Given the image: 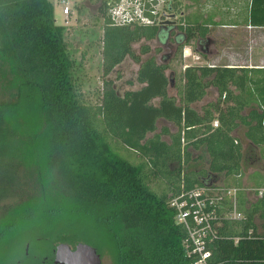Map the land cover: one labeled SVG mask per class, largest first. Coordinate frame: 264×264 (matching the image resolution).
I'll return each instance as SVG.
<instances>
[{"label": "trees", "instance_id": "obj_1", "mask_svg": "<svg viewBox=\"0 0 264 264\" xmlns=\"http://www.w3.org/2000/svg\"><path fill=\"white\" fill-rule=\"evenodd\" d=\"M262 10L264 0H253L252 25L264 26L256 15ZM54 11L51 0H0V50L13 60L20 76L17 100L0 101V160L11 154L14 131L9 117L19 124L20 119L34 120L36 113L46 116V130L32 134L34 143L41 140L46 162L39 167L36 160L44 196L33 206L16 204L10 217L1 220L0 246L29 221L30 229L18 239L84 242L100 252L107 245L117 264H185L188 232L176 222L170 199L184 189L219 183L221 175L229 186H242L246 153L237 131L245 125V137L264 145V68L190 65L174 95L166 73L170 64L154 56L142 59L151 50L148 41L159 35L163 42L169 30L115 25L101 7L104 75L130 56L140 63L136 80L143 86L120 93L113 80L105 79L102 104L91 105L78 94L65 26L57 23ZM200 28L207 30L200 24L181 26L187 36L183 44H189ZM140 41L137 53L133 44ZM210 88L217 91V98L198 107ZM215 119L218 126L213 125ZM165 121L177 129L165 125L159 130ZM115 144L139 154L140 161L132 162ZM202 148L208 168L190 169L193 151ZM162 180L171 193L152 187V181ZM47 189L56 195L49 196ZM249 201L242 192L239 209L248 217L244 227L226 222L220 233L246 232L256 209L245 207ZM214 259L225 264H264L257 262L264 260V240L220 239Z\"/></svg>", "mask_w": 264, "mask_h": 264}, {"label": "rangeland", "instance_id": "obj_2", "mask_svg": "<svg viewBox=\"0 0 264 264\" xmlns=\"http://www.w3.org/2000/svg\"><path fill=\"white\" fill-rule=\"evenodd\" d=\"M51 1L55 7L54 13L57 23L65 26L64 38L67 44L68 53L74 61L73 77L77 86L78 94H81L87 103L96 106L102 104L105 79L113 80L115 87L120 93H124L126 90H136L143 86L142 83L136 80L140 63L134 61L130 56H127L122 63L117 65L110 74L104 75V17L98 10L96 0ZM178 1L182 3L183 6L181 9H177V12H187L189 0ZM125 2H127V0L117 1V3H121V5H125ZM252 3L253 0H206V2H203V15H205V18L209 15L210 16L205 19V22L199 23L200 25H204L207 29L206 32L204 31L206 34L202 31V28H200L196 30V35L199 37L210 34L212 37H215L218 42L216 45V53H208L209 55L207 54V56H204L199 52L200 48L196 46L195 39L191 40L189 44L184 43L178 50L174 51V45H170L171 47L166 48L165 44L157 42L154 38L148 41L151 50L146 54H142V59L144 60L150 56H154L158 62H167L170 64V68L166 71L172 82L169 84L170 87L172 86L170 91L172 94L177 95L178 87L183 84V72L187 66L209 65L210 63L218 66L226 65L228 62L226 59L230 57L234 48H237L236 43H238V45L240 44L237 31L245 28V54L243 60L235 63L232 67L244 66V60H250L253 55L258 58L261 52L264 53V48L257 47V37L258 34H260L259 29L250 30L249 32L246 28V22L248 20L250 24L253 23L251 18ZM184 4H187V6H184ZM155 5V9L158 10L159 15L166 10V7L164 10L162 8L164 3L162 4L161 0H155ZM67 7L69 10L66 9ZM199 10H201V7ZM213 13L220 14L219 21L214 19L215 15L213 16ZM256 15L264 25V10ZM179 17V22L183 23L182 27L184 29L185 27H196L198 25H193L190 22L191 20L186 18V14H181ZM224 22L230 24V26L222 28L220 24H223ZM206 24H210L212 27L207 26ZM219 31H222L224 35L226 34V37H228L227 41L219 38ZM164 36L165 32L162 33V37ZM261 36L264 39V35L262 34ZM242 39L243 38L240 40ZM142 41L133 44L137 53H140ZM157 47L161 48V50L158 51ZM218 49H221L222 53L220 55H215L219 53ZM168 51H172L174 56L171 59H162L161 56ZM19 78L20 76L15 68L13 60L0 50V101L17 100ZM210 89L208 98H204V100L198 102V107L207 103L209 100L217 98V91L213 88ZM153 103L158 104V99H154ZM32 117H34V120L29 117L30 120L28 123H25L23 119H20V123L15 124L16 120L15 122H12L11 117H9L8 120L14 133L11 135L13 137H11V140L9 141V145L11 146L9 147V150L11 154L3 156L2 158L4 159L0 160V222L2 219L10 217V211L15 208L16 204L21 207L27 205L33 206L39 204V198L41 199L44 196L41 193L42 186L40 185L42 182L40 183L38 180V166H44L46 162L43 159V151L40 149L42 142L39 139L34 143L32 134H34V131L43 133V131L46 130V116L36 113L35 115H32ZM35 122L37 126H34ZM165 125L170 129H177L174 124L165 121L159 124V130ZM152 135L153 133H149V136ZM164 138L169 140L170 136L165 135ZM250 145L247 146L248 149L246 150V156L248 158L244 164L245 173L243 179L240 178L239 180L240 183L244 180L246 182V187L248 188L259 186L257 183L259 177L264 171V158L259 157L258 149H252V146ZM115 148L132 162L138 163L140 161V155L129 150L124 145L115 144ZM203 149L204 148L193 151V158L189 164H187L190 169L206 170L208 168V155L206 156ZM36 160H39L38 166L36 165ZM44 171H46L45 167ZM221 178L223 180L222 175ZM228 182L229 181L225 179V182H219L218 184L229 185ZM151 185L159 193H162L163 191L171 193L170 190H168V187H166L164 180L152 181ZM53 192L54 191L51 189H47L49 196H52V194L56 195ZM245 194L250 201H253L254 197L251 192L246 191ZM29 197H34V199L30 201ZM38 221L39 224L42 225L43 221L40 219ZM29 229L30 224L29 221H27L18 227L17 233L7 236V239H4L1 243L0 255L2 256V254H4L5 249L11 245L14 240H17V237L20 234L27 232ZM102 254L110 264H113L114 261L117 263L115 252H112V250L110 251L107 248V245H104Z\"/></svg>", "mask_w": 264, "mask_h": 264}, {"label": "built area", "instance_id": "obj_3", "mask_svg": "<svg viewBox=\"0 0 264 264\" xmlns=\"http://www.w3.org/2000/svg\"><path fill=\"white\" fill-rule=\"evenodd\" d=\"M155 0H127L125 5L111 0L110 14L115 25H149L158 10ZM162 4L167 0H161ZM159 4V3H158ZM157 4V5H158ZM69 10V8H66ZM214 126L219 121H214ZM249 191L257 205H246L253 210L252 225H249L243 235L233 236L222 234L220 230L226 222L237 224L241 229L248 220L245 212L239 208V196ZM170 205L174 208L175 220L187 229L188 235L184 240V247L188 257L185 264H225V261L214 259V248L220 239L233 240L238 243L243 237L264 240V186L248 188L246 186L219 185L218 183L195 186L184 189L171 197ZM257 262L264 263V260Z\"/></svg>", "mask_w": 264, "mask_h": 264}, {"label": "flooded vegetation", "instance_id": "obj_4", "mask_svg": "<svg viewBox=\"0 0 264 264\" xmlns=\"http://www.w3.org/2000/svg\"><path fill=\"white\" fill-rule=\"evenodd\" d=\"M86 1V0H85ZM96 0L98 4V10L101 12V7H105L107 10V15L110 16V8H111V0ZM119 1V0H117ZM121 1V0H120ZM178 2V6L174 4ZM126 3V2H125ZM152 3H155L153 1ZM178 0H167L166 3L162 6L163 10L166 9L159 15L156 14L153 20V24H149L151 26H158L159 32L164 30H169L167 38L163 39L162 42L159 38L160 36H156V41L159 43L165 44V47H171L170 45H174V51L178 50L183 42L187 39L185 31L180 29L183 23L179 22V15L181 16V11L179 10ZM102 14V12H101ZM112 20V18H111ZM114 24V23H113ZM125 26V25H123ZM148 26V25H147ZM186 28V27H185ZM196 36V37H195ZM193 39H195V44L200 48V51L204 56L208 53H212L217 50L216 45L218 42L214 37L210 34L202 35L197 37L195 35ZM159 48V47H157ZM209 55V54H208ZM174 56L172 51L166 52L162 59H171ZM77 243H70L66 241H53L47 238L44 239H36L33 240L29 236L25 237V239H17L12 242L6 249L4 254L0 257V264H108L102 252L97 249L98 254L100 255V261L98 262L94 257L86 256L83 252H80L78 249ZM113 262V260H112ZM110 264V263H109ZM113 264H117L114 261Z\"/></svg>", "mask_w": 264, "mask_h": 264}, {"label": "crops", "instance_id": "obj_5", "mask_svg": "<svg viewBox=\"0 0 264 264\" xmlns=\"http://www.w3.org/2000/svg\"><path fill=\"white\" fill-rule=\"evenodd\" d=\"M203 2H206V0H189L188 11L187 12L181 11V14L182 15L183 14L184 15L186 14V18L190 19L191 20L190 22L193 25H197L199 23L205 22V19L209 18V16H210L208 14L209 16H207L205 18V15H203V12H204V10H203L204 9ZM179 4H180L179 5V9H181V7L183 6V4L182 3H179ZM184 6H187V4H184ZM200 7H201V10H199ZM196 16H198V17H196ZM213 16L215 17L214 19H217L216 21H219L220 20V14L213 13ZM206 25L207 26H210V24H206ZM220 25H221L222 28H224L226 26H230V24H227L225 22L223 24H220ZM210 27H212V26H210ZM246 28L248 29L249 32H250V30L259 29L260 34H258V37H257V40H258V46L257 47L264 48V39L261 36L262 34L264 35V29H262L264 27L261 26V25L254 26V25L250 24V22L248 20L246 22ZM237 36L239 38V43L240 44L238 45V43H236L237 44V48L236 49L234 48V51L231 52L232 54L230 55V57L226 59L228 61L227 64H226V66H231L232 67L233 65H235V63L240 62V61L243 60V56L245 54V49H246V40H245L246 34H245V28L242 29V30H238L237 31ZM219 38L220 39H223L225 41H227V39H228V37H226V34L224 35V33L222 31H219ZM241 38H243V39L240 40ZM218 50H219V53L218 54H215V55H220L222 53L221 49H218ZM243 62H245V64H244V66H241V67L264 68V53L261 52V54H259L258 58H256L255 55H253L250 60H248V61H245L244 60ZM210 64H209L210 66H212V65L214 66L213 63H210ZM235 67H237V66H235ZM216 94H218V93L216 92ZM223 97H225V95ZM253 105L256 106V104H253ZM250 107H252V105ZM250 107L247 108V111H249ZM215 120H218V119H215ZM240 130H241V134H240ZM246 130H247V127L245 125L244 126L241 125L238 128V131H237V136L239 138H241V141H242V143L244 145L245 153H247V151H246L248 149L247 146L251 144L250 146H252V149L253 148L258 149L259 157L264 158V145H261V144L260 145H256V144H253L251 141H249L245 137ZM247 158L248 157L245 156L244 164L247 161ZM250 158H252V157H250ZM244 167H245V165H244ZM243 171L245 173V169ZM261 179H263V180H261ZM220 182L221 183L225 182V178H223V180H221ZM258 183H259V185H263L264 186V171L261 174V176L259 177ZM242 186H246V182L244 180L242 181ZM251 203L253 205H257L258 204V203H255V201L253 199V201L246 202V205H250ZM246 205H245V207H246Z\"/></svg>", "mask_w": 264, "mask_h": 264}, {"label": "water", "instance_id": "obj_6", "mask_svg": "<svg viewBox=\"0 0 264 264\" xmlns=\"http://www.w3.org/2000/svg\"><path fill=\"white\" fill-rule=\"evenodd\" d=\"M216 52L217 50L213 51L211 54L216 53ZM78 249L80 250V252H83L84 255L94 257L98 262L100 261V255L98 254L96 247L90 244L81 242L78 244Z\"/></svg>", "mask_w": 264, "mask_h": 264}]
</instances>
